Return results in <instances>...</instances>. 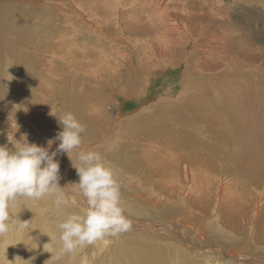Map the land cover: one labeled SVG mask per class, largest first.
Returning <instances> with one entry per match:
<instances>
[{
	"label": "rangeland",
	"instance_id": "1",
	"mask_svg": "<svg viewBox=\"0 0 264 264\" xmlns=\"http://www.w3.org/2000/svg\"><path fill=\"white\" fill-rule=\"evenodd\" d=\"M35 1L38 7V0ZM46 1L47 4L37 9L26 1L19 2L26 5L24 11L41 19L34 24L28 22V28L37 29L45 24L54 26L49 35L41 39L43 45L53 38L61 41L72 36L76 53L87 43V51L94 57L102 54L113 61L116 70H120L119 78L132 79L126 84L134 91L127 88L124 93L113 96L100 89L104 92L101 116H107L101 118L98 126L93 122V133L92 129L83 133L92 144L73 151L76 159L79 151H98L116 171L122 185L121 202L125 215L134 221L125 233L141 234L149 242H177V234L172 235L164 228L157 232L142 231L136 223L149 218L177 225L178 229L181 227L191 234L193 243L221 244L233 250L240 247L226 243L227 238H220L216 230L212 232V221H229L230 217L241 219L250 210L248 212L253 216L247 220V226L251 224L264 229V0H156L165 5L160 9L156 2L148 4L151 6L147 8L145 4L139 6L135 0ZM104 7L113 12L104 15ZM165 7L167 12L163 11ZM94 8L100 10L98 17L92 13ZM202 11L207 14L206 18L202 17ZM164 16H167L166 22ZM95 24L107 26L111 35L102 31L94 33L90 26ZM192 37L197 41L185 52L182 40ZM112 42L116 46L119 43L125 46L120 50L131 55V60H121L118 53H114ZM151 44L153 47L159 45L161 49L151 50ZM20 52L14 56L25 76L28 59ZM150 55L153 58L147 57ZM185 56L189 58L188 63L181 62ZM143 69L149 70L150 74H138ZM136 81L138 84L134 88ZM10 87L12 84L8 85ZM71 107L78 108L73 104ZM248 123L250 126L246 127ZM224 131L233 133L231 138L237 143V158L249 157L253 164L238 177L226 174L220 179L216 176L213 184L203 171H192L191 164L185 159L204 160L208 149L222 147V142H209L210 139L228 141L230 137L222 136ZM158 137H161L159 141L167 139L169 145L177 143H174L177 147L173 144L172 150L178 151V160L175 158L172 166L178 167L167 170L164 161H160L162 168L157 172L160 175L145 176V171L136 162L141 156L140 149L146 147L141 142L146 140L154 145ZM166 152L160 155L167 156ZM130 161L132 167L123 164ZM62 164L71 172L72 163L67 157ZM235 177L238 178L236 181ZM162 179L169 181L171 187L167 188L170 191L163 186ZM214 187L219 192L213 190ZM213 194L218 197L217 203L215 200L210 202ZM168 205H171L170 210ZM160 213L168 216H159ZM109 238V241L112 238L116 241L119 236ZM250 246L249 250L241 249V254L257 256L259 252L250 251L254 245L250 243ZM79 252L76 249L72 254ZM88 254L92 255L90 250ZM196 254L199 253H191L193 259L202 258ZM80 259L81 264H88L92 256ZM213 261L214 258H210V262Z\"/></svg>",
	"mask_w": 264,
	"mask_h": 264
},
{
	"label": "bare ground",
	"instance_id": "2",
	"mask_svg": "<svg viewBox=\"0 0 264 264\" xmlns=\"http://www.w3.org/2000/svg\"><path fill=\"white\" fill-rule=\"evenodd\" d=\"M22 1H26V4L36 9L48 3L46 0H38L37 7V1L35 0H0V145L6 144L8 147H12V144L7 139L8 132L11 131L10 116L13 122L16 120L20 125V131L16 133L17 139L20 138L21 133H28L30 143H37L42 146H47V141L54 138L58 131L61 130L57 118L50 114L51 111L56 115H60L66 111L73 112L86 126L85 133L90 132L91 129L93 133V122L95 126H98L101 118H106L107 116L106 114L101 116L102 110L100 106L102 105L101 100L104 96V92L102 91H109L113 96H116L118 93H124L127 91V88L130 91H134L126 84H130L129 81H132V79H129V77L125 79L119 78L118 74H120V70H116L117 67L113 66V61L102 54L98 58L94 57V55L87 51V49L89 50V44L86 46L87 43L81 45L80 51L76 53L72 36L65 37V39L62 38L61 41L53 38L43 45L41 39L50 33L54 26L45 24L43 27L37 29L35 27L28 28L27 25L30 26L28 22L34 24L41 19L30 11H24L26 5L19 4ZM126 1L132 2L131 0ZM135 1H137L135 3H139V6L145 4L147 8L154 2L157 4V9L165 6L164 3L158 4L159 1L156 0ZM191 6L192 4H190ZM166 10L167 7L163 11ZM99 12L98 8L92 10L94 17H98ZM112 12L113 10L109 7L103 8L104 15H109ZM201 15L203 18L207 16L203 11ZM104 20L105 17H103L102 22ZM166 20H168L167 16L165 17V22ZM90 28L94 33L102 31L111 35L110 31H107V26H103V24H95L90 26ZM106 41L109 43V40ZM195 41L197 39L194 37L189 38V40H182L183 50L186 52ZM111 46L114 53H118V57L121 60H131V55L120 50L125 46L120 43L116 46L113 42ZM153 46L151 44V50L161 49L159 45ZM18 51H21V56L26 57V60L28 59L25 62V76L21 74V67L17 65L18 61L16 56H14ZM147 57L153 58L152 55ZM183 61L188 63L189 58L185 56L181 59V62ZM10 69L14 72L11 73ZM60 70L61 74L59 73ZM138 74L147 76L150 74V71L143 69L139 70ZM9 84H12V87L8 88ZM134 84V88H136L138 81ZM105 88L107 89L105 90ZM71 104L78 106V108H72ZM249 126L250 123L246 124V127ZM225 134L226 131L223 132L222 136L230 137L228 141L223 138L217 141L210 139L209 142H222V147L208 149L209 153L204 157V160L196 158L191 160L185 159L187 164H191L192 171H203L213 184L214 182L216 183L214 177L222 175L226 177V174L238 177V175L242 174L243 170L247 171L253 164V161L249 157H246L244 160L237 158L238 154L235 150L237 143H234V139L231 138L233 133ZM248 137H251V132H248ZM159 138L161 137L156 138L154 145L148 143L146 140H142L141 142L146 147L140 149L141 156L138 157L136 162L145 171V176L160 175L157 173L162 168L159 166L160 161L162 163L164 161L167 170H175L178 167V165L177 167H173L176 162L175 158L178 160V151L172 150V146L176 142L173 143L174 145H171V143L169 145L166 144L167 139H160L159 141ZM89 141L83 135L80 148L87 145L90 146L92 143H88ZM58 144L59 141H56L50 151H54L58 147ZM175 146L177 147V145ZM217 150L221 151V153L215 152ZM164 151H167V156L160 155ZM66 157L72 163L66 153L58 154L55 157L60 163L61 178L59 184L61 187L79 181L77 171L72 165L71 167L68 166L71 168V172H68V169L66 170L63 166L62 160ZM74 157L76 156L72 153L73 160L78 163V160ZM123 164L132 167L133 162L130 161L128 164L123 162ZM171 174L167 173L170 176ZM237 177L234 178L235 181L238 179ZM168 182L167 179H162L163 186L166 190L170 191L168 188L171 187V184ZM216 192L215 195H217ZM215 195L213 194L210 202L215 200L217 203L216 199L218 197H214ZM221 196L220 194V198ZM68 198L74 201V203L66 210L67 212H76L86 207V202L82 198L71 194H69ZM224 199L226 198H223L222 201H224V204H227V201ZM168 206L170 210L171 205ZM12 211L13 227L9 233L0 237V264H81L82 259L80 257L86 258L90 256H92V260L88 264H264V229L251 224H249L251 228L247 226V220L249 221L253 216L252 213L248 212L250 210L246 211L241 219L240 217L239 219L230 217L229 221L227 219L212 221V232L216 230L215 232L220 238H227L226 243H234V246L240 247L239 249L230 250L224 245L214 243H193L190 239L191 234L181 227L178 229L177 225L147 218L136 223L142 231L157 232L158 229L164 228L165 231L171 232L172 235L177 234V242L172 241L169 243L159 240L158 242L153 240L149 242L143 239L141 234L135 235L130 232H124L119 235L116 241L113 238L112 241H109L111 239L108 236L92 245L79 247L77 249L81 252L77 254L62 252V242L59 239L60 232L57 224L63 217L58 215L51 198H44L39 201L20 198ZM163 215L168 216L165 213L159 214V216ZM20 220H28L30 228L27 230H17L15 224L19 223ZM131 223H134V221H131ZM230 223L233 224L230 226ZM147 237L151 238L150 236ZM178 240H181V243H178ZM250 243L254 245L250 248V251L259 252L257 256L252 253L247 255L241 254V249L245 248L249 250V247H251ZM88 250H90L92 255L88 254ZM193 252L199 253L196 255L202 258L196 257L193 259L191 256ZM210 258H214V261L210 262Z\"/></svg>",
	"mask_w": 264,
	"mask_h": 264
},
{
	"label": "clouds",
	"instance_id": "3",
	"mask_svg": "<svg viewBox=\"0 0 264 264\" xmlns=\"http://www.w3.org/2000/svg\"><path fill=\"white\" fill-rule=\"evenodd\" d=\"M57 118L61 130L47 141V146L30 143L28 133H21L20 125L11 116L7 139L12 144L0 145V237L13 227V211L20 198L39 201L51 198L63 219L57 224L62 242V252L73 253L77 248L92 245L105 237H116L131 229V220L125 215L121 202V182L116 171L108 165L103 155L94 150L72 153L80 148L86 126L71 111ZM59 141L58 147L50 151ZM66 153L79 176L78 182L61 187L60 163L55 157ZM69 194L82 198L86 207L67 212L74 201ZM17 230L30 228L28 220L15 224Z\"/></svg>",
	"mask_w": 264,
	"mask_h": 264
}]
</instances>
